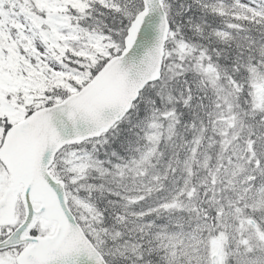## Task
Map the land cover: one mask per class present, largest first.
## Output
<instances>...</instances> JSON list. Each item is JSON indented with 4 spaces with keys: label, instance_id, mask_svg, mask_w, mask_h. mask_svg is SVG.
<instances>
[{
    "label": "snow or ice",
    "instance_id": "obj_1",
    "mask_svg": "<svg viewBox=\"0 0 264 264\" xmlns=\"http://www.w3.org/2000/svg\"><path fill=\"white\" fill-rule=\"evenodd\" d=\"M0 264H264V0H0Z\"/></svg>",
    "mask_w": 264,
    "mask_h": 264
}]
</instances>
